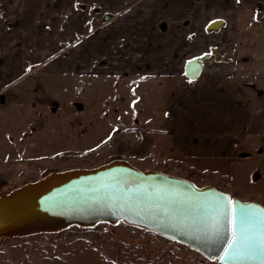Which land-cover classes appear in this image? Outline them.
<instances>
[{"label": "crops", "instance_id": "1", "mask_svg": "<svg viewBox=\"0 0 264 264\" xmlns=\"http://www.w3.org/2000/svg\"><path fill=\"white\" fill-rule=\"evenodd\" d=\"M66 49L82 77L164 88V120L146 114L164 151L233 183L264 163V0H0V93Z\"/></svg>", "mask_w": 264, "mask_h": 264}, {"label": "rangeland", "instance_id": "2", "mask_svg": "<svg viewBox=\"0 0 264 264\" xmlns=\"http://www.w3.org/2000/svg\"><path fill=\"white\" fill-rule=\"evenodd\" d=\"M71 62L72 52L66 49L0 93V194L51 170L93 168L123 157L140 169L182 177L197 187L213 186L264 207L263 158H248L241 165L244 177L233 183L164 151L152 140L160 135L150 137L146 126L147 113L164 120V88L146 92L141 82L82 77ZM0 264L219 263L155 233L102 223L8 241L0 246Z\"/></svg>", "mask_w": 264, "mask_h": 264}, {"label": "water", "instance_id": "3", "mask_svg": "<svg viewBox=\"0 0 264 264\" xmlns=\"http://www.w3.org/2000/svg\"><path fill=\"white\" fill-rule=\"evenodd\" d=\"M222 25V21L213 22L209 30H218ZM207 58L204 55L187 63L185 74L191 85L199 78ZM216 59L220 57L217 55ZM218 194L236 201L237 211L240 205L264 208L233 198L213 186L197 187L182 177L140 169L123 157L93 168L51 170L42 178L0 194V246L14 239L60 234L74 226L86 229L102 223H124L226 264L219 257L228 250L227 242L231 240L230 215L223 222V237L217 239L208 230L211 222L202 223L196 208ZM243 264L260 261L252 258Z\"/></svg>", "mask_w": 264, "mask_h": 264}, {"label": "snow or ice", "instance_id": "4", "mask_svg": "<svg viewBox=\"0 0 264 264\" xmlns=\"http://www.w3.org/2000/svg\"><path fill=\"white\" fill-rule=\"evenodd\" d=\"M139 198L140 190L137 189ZM131 199V197H130ZM237 202L224 194H218L203 204H197L198 217L205 225L211 222L209 230L212 237H223V222L226 215L231 225L232 236L227 242L224 255L219 257L226 264L233 261H244L257 258L264 264V208L257 205H240L237 211ZM243 249V250H242Z\"/></svg>", "mask_w": 264, "mask_h": 264}]
</instances>
